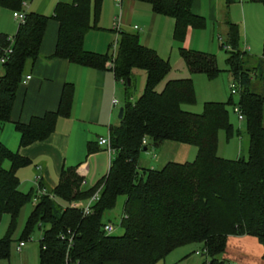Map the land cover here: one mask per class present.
<instances>
[{"label":"trees","instance_id":"trees-1","mask_svg":"<svg viewBox=\"0 0 264 264\" xmlns=\"http://www.w3.org/2000/svg\"><path fill=\"white\" fill-rule=\"evenodd\" d=\"M23 0H0V7L16 10ZM151 5L154 13L175 20L174 41L182 43L189 27L203 29V18L191 13L192 0H137ZM233 0H226L227 8ZM264 6V0H250ZM101 0H95L98 16ZM90 0H71L59 4L54 19L59 23L53 58L94 70H109L123 86V115L111 127L109 140L114 155L107 175L93 188L82 190L83 178L77 167L61 172L56 188L33 205L22 238L25 242L35 228H42L38 246L39 264H157L174 250L197 245L208 258L206 264H229L222 259L229 237L255 238L263 248L264 263V99L251 89L260 63L248 68L247 53L240 50L238 27L226 22L227 34L221 48L228 55L233 83L238 89V106L248 136L247 159L226 160L217 156L218 133L233 135L226 103L206 102L200 114L183 109L196 103L191 79L168 81L170 66L152 50L144 48L138 36L121 33L114 65L112 55H97L83 50L85 34L95 28L90 23ZM49 17L25 14L14 37L0 34V58L6 57L0 76V125L8 123L15 94L23 81L25 68L39 53ZM10 53L5 56V51ZM191 74L218 77L214 55L181 50ZM261 63H264V34ZM146 74L140 97L131 102L133 71ZM128 81L130 85L128 86ZM72 105V87L62 89L56 112L34 117L27 125L15 126L19 146L41 142L53 133L58 118H67ZM165 141L196 148L192 162L169 163L162 170L139 171L137 160L144 149H159ZM144 143V144H143ZM87 145V154L96 152ZM10 162L4 170L2 163ZM28 160L0 144V222L9 217L6 234L0 238V262L11 257L12 236L21 210L35 194L19 191L16 171ZM101 189L92 213L83 216L72 209V202H85ZM119 197H124L119 226L121 236L103 231L104 215L111 212ZM61 203V204H60ZM71 239V244L69 243Z\"/></svg>","mask_w":264,"mask_h":264},{"label":"crops","instance_id":"crops-1","mask_svg":"<svg viewBox=\"0 0 264 264\" xmlns=\"http://www.w3.org/2000/svg\"><path fill=\"white\" fill-rule=\"evenodd\" d=\"M70 1L23 0L16 10L0 7V34L10 38L15 36L19 25L13 17L14 13L24 15L34 13L50 18L43 34L38 57L33 63H28L25 68L23 81L28 76L30 79L19 85L11 109L10 120L8 123L0 125V144L29 162L27 166L16 171L19 180L18 189L23 194L30 192L35 194L39 188L49 193L56 188L61 172L72 167H77V174L84 180L81 189L88 190L101 181L109 170L111 157L104 151V147L98 146V140L100 138L107 139L110 128L119 123L117 116L123 103L118 94V87L122 84L115 81L113 73L109 70H94L72 64L67 60L53 58L59 30V23L53 18L54 11L57 5L67 4ZM221 1L192 0L191 3V13L205 21L206 28H204L207 34L205 37L210 36V42H212L216 34V41H218L220 49H222L221 43L223 42L221 40L220 43L219 35L226 36V22L236 25L230 17L231 4L228 8L227 5H225L226 8H223ZM234 1L237 2V0L232 2ZM244 1L239 3L242 5ZM248 1L250 2V0ZM94 3L95 0H90V23L95 25V28L89 30L84 36L83 50L85 52L109 55L112 45L118 43L121 33L133 34L138 36L139 43L144 48L154 51L161 60L168 62L170 66L167 77L157 87L158 92L163 90L168 81L192 80L193 77L200 75L190 73L181 57V50L210 54L203 52L201 48V41L204 39L202 33L204 32L199 30L202 29L189 27L184 41L178 43L173 39L175 20L154 13L151 5L146 2L101 0L98 16H95ZM207 19L211 23L210 30L207 28ZM238 32L240 39L239 29ZM244 51L247 53L249 69L255 68L260 63V72L255 71L253 74L251 89L264 99L262 55L261 57L249 55V48H245ZM2 72L1 68L0 76ZM258 82H261V88H259ZM65 85L72 87V105L69 116L58 118L53 133L44 141L20 147L19 134L15 126L17 124L27 125L34 117L41 118L46 113L56 112ZM260 89L262 92H258ZM113 99L118 102L115 106L112 105ZM88 144L97 148L96 152L88 155ZM196 154L197 150L192 146L165 141L157 150L149 148L142 152L137 160V169L139 171H160L169 163L192 162ZM106 163H108V170ZM10 166V162L7 160L2 163L4 170H9ZM36 177H40L38 184L35 182ZM118 200L119 198L117 202ZM124 201L125 199H123V204ZM105 223L111 224L109 221ZM229 238L231 239V237ZM229 238L228 240H230ZM182 248L174 250L157 264H167V262L168 264H193L187 255L170 257ZM25 249L24 245L20 251H17L19 254L18 264H39V261L37 262L38 252L36 253L37 260L34 263L30 261V257L28 258V250ZM224 254L222 259L225 261ZM262 255L263 251H260L261 259ZM12 261V257H10L8 261H2L0 264H12Z\"/></svg>","mask_w":264,"mask_h":264},{"label":"rangeland","instance_id":"rangeland-1","mask_svg":"<svg viewBox=\"0 0 264 264\" xmlns=\"http://www.w3.org/2000/svg\"><path fill=\"white\" fill-rule=\"evenodd\" d=\"M250 2L248 0H245L242 5L238 1L232 2L230 5V17L231 21L238 26V29L240 31V50L249 48V55L254 57H261L264 34V6L260 3ZM220 3L224 8L226 5V0H222ZM206 23L208 30H210L209 27L211 23L208 21V19ZM205 28L199 30L200 32H204L202 33L204 35V39L201 41V48L203 52H208L214 55L217 68L220 70V74L213 80H209L204 75L193 77L192 80L196 95V103L192 106H184L183 109L191 113L200 114L203 111V105L206 102L226 103L229 99H231L233 104L230 105L227 109L229 112V121L233 127V135L230 139H228L223 131H220L218 133L217 156L226 160H236L238 158L247 159L248 136L246 133L245 124L243 121H238L237 116L233 111V109L238 106L239 94L238 92L234 95L231 94V88L234 83L230 67L227 63L228 55L226 54L224 49L219 48L218 41H216V34L214 37V41L212 42H210V36H207V38L205 37V35H207L205 33ZM219 37L221 38L222 42L226 40V36L219 35ZM114 45L116 44L112 45L109 54L110 56L113 53ZM145 77L146 74L144 71H133V86L130 89V95L132 97L131 102H135L141 95L144 89ZM258 86L259 88L262 87L261 82H258ZM118 88V94L119 96H121V101L123 102V86L119 85ZM258 92H262V89H260ZM104 151L107 153L106 148H104ZM106 165L108 170V163H106ZM93 187L94 186H92L91 188ZM123 199L125 198L119 197L115 208L111 212H107L104 216V222L109 221L114 226V231L112 232V235L114 236H121L123 234V229L119 226L120 219L122 217ZM32 210L33 203L31 200L28 204L25 205L19 215L17 226L12 236V264H18L19 254L16 249L19 241L22 238V233L26 221L30 216ZM8 224L9 217L4 216L0 222V238H2L6 234ZM42 231V228L36 227L34 232L30 235V239L28 241H25V250H28V258L30 257V261L34 263L37 260L36 253L38 252V246L42 236ZM196 251L200 252V254H195ZM260 251H263V248L258 244L255 238L248 236L231 237V239L228 240V248L227 250H225L224 258L226 262H229V264H250V262L251 264H264L261 256H259ZM173 255H187L191 258V263L193 264H206L208 261V258L202 254L201 248L197 245L183 247L182 249L172 254L170 257H173Z\"/></svg>","mask_w":264,"mask_h":264},{"label":"built area","instance_id":"built-area-1","mask_svg":"<svg viewBox=\"0 0 264 264\" xmlns=\"http://www.w3.org/2000/svg\"><path fill=\"white\" fill-rule=\"evenodd\" d=\"M113 1L120 2L121 0H113ZM237 1L238 2H242L243 0H237ZM13 17L19 24H23L24 21H25V15L24 14L14 13ZM219 41L221 42V38H219ZM115 44L116 45H114V48H113L112 58H111L110 63H109V67L110 68H112L113 65H114V59H115V54H116V49H117V43H115ZM9 53H10V49H7L5 51V56H7ZM5 62H6V57H1L0 58V68L2 67V65ZM29 79H30V77L28 76L22 82L26 83ZM237 92H238L237 87H235V85H233L232 88H231V94L234 95ZM117 103H118L117 100L113 99L112 105L115 106V105H117ZM233 111H234V114H236L238 121L242 122L244 120V118H243V115H242V112H241L239 106H236L233 109ZM98 146L106 148L107 153L109 154V156L111 158L113 157L114 151L111 148L109 137L107 139L100 138L98 140ZM39 181H40V177H36L35 182L38 184ZM100 192H101V189H99L90 199H88L87 201H85L83 203L72 202L69 205V207L72 208V209L79 210L83 216H88V215H90L92 213L93 203L98 201V199L100 197ZM45 195H47V192L44 189H40L39 188L37 190V192L35 193L33 199H32L33 205H35L38 202L40 197L45 196ZM103 231L106 234H112V232L114 231V226L112 224H106L104 226V228H103ZM69 243L71 244V239H69ZM24 245H25V242L18 243L17 251H20L24 247ZM196 254L199 255L200 252H197Z\"/></svg>","mask_w":264,"mask_h":264},{"label":"water","instance_id":"water-1","mask_svg":"<svg viewBox=\"0 0 264 264\" xmlns=\"http://www.w3.org/2000/svg\"><path fill=\"white\" fill-rule=\"evenodd\" d=\"M129 85H130V83H129V81H128V86H129ZM122 115H123V107L120 108L119 111H118V116H117L118 120H121ZM144 151H146V149H144L143 152H144Z\"/></svg>","mask_w":264,"mask_h":264}]
</instances>
